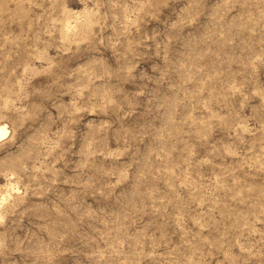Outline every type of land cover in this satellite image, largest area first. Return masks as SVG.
I'll list each match as a JSON object with an SVG mask.
<instances>
[{"label":"rangeland","instance_id":"rangeland-1","mask_svg":"<svg viewBox=\"0 0 264 264\" xmlns=\"http://www.w3.org/2000/svg\"><path fill=\"white\" fill-rule=\"evenodd\" d=\"M0 264H264V0H0Z\"/></svg>","mask_w":264,"mask_h":264},{"label":"bare ground","instance_id":"bare-ground-1","mask_svg":"<svg viewBox=\"0 0 264 264\" xmlns=\"http://www.w3.org/2000/svg\"><path fill=\"white\" fill-rule=\"evenodd\" d=\"M7 135L6 127L3 125H0V140L4 138Z\"/></svg>","mask_w":264,"mask_h":264}]
</instances>
